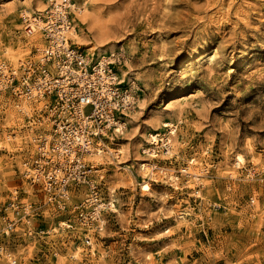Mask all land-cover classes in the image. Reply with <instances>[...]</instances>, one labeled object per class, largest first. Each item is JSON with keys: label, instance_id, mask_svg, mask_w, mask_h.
Here are the masks:
<instances>
[{"label": "rangeland", "instance_id": "rangeland-1", "mask_svg": "<svg viewBox=\"0 0 264 264\" xmlns=\"http://www.w3.org/2000/svg\"><path fill=\"white\" fill-rule=\"evenodd\" d=\"M71 1L86 12L68 7L71 43L114 54L117 80L141 100L123 133L94 145L102 159L87 157L117 211L106 204L101 229L84 226L87 185L59 206L26 179L48 126L32 101L0 91V264H264V0ZM24 4L37 0H0V62L17 65L46 41L26 33ZM155 116L177 126L171 152L148 138L168 137Z\"/></svg>", "mask_w": 264, "mask_h": 264}, {"label": "built area", "instance_id": "built-area-1", "mask_svg": "<svg viewBox=\"0 0 264 264\" xmlns=\"http://www.w3.org/2000/svg\"><path fill=\"white\" fill-rule=\"evenodd\" d=\"M68 7L66 3L59 8L54 6L43 17L24 16L26 33L39 27L46 41L17 65L0 62V91L8 90L32 101L37 121L48 126L47 133L33 137L35 154L24 169L26 179L59 206L65 205L72 187L87 185L86 197L76 206L78 220L84 226L101 229L100 210L106 203L102 202L99 183L92 176L98 167L87 157L97 151L94 145L101 144L106 132L126 127L134 97L117 80L112 62L93 61L71 43ZM154 136L157 138L152 136V143L160 141L164 153H168L167 138H159V133ZM12 205L11 202L9 207ZM6 209L7 206H0V213ZM12 226L11 221L6 222L5 231ZM85 243L91 244L89 236Z\"/></svg>", "mask_w": 264, "mask_h": 264}, {"label": "bare ground", "instance_id": "bare-ground-1", "mask_svg": "<svg viewBox=\"0 0 264 264\" xmlns=\"http://www.w3.org/2000/svg\"><path fill=\"white\" fill-rule=\"evenodd\" d=\"M66 1V2H65ZM69 6V7H71V9L73 10V11H76L77 13H79V14H77V15H82L83 13H86L85 12V10H84V8L82 7V6H80V5H76L73 1H71V0H37V4H36V7H31L30 5H27V4H24L22 7H24V8H22V13H23V16H26V15H28V14H30V11H37V12H40V13H46L47 12V10H48V8H51L52 10H53V8H54V6L55 7H57V8H59L60 7V4H65V3ZM87 16V15H86ZM85 20V19H84ZM84 20H82V21H84ZM39 26H41V24L39 23ZM35 28V27H34ZM40 30L41 29H39V27H36L35 28V30H34V34L33 35H30V39H37L39 42L40 41H42V38H41V34H40ZM69 36L70 37H72V38H78V34H77V29L75 28V26H71V28H69ZM4 51H6V49L4 50ZM8 51V50H7ZM86 53L90 56V57H95L96 59V61L98 62H106V61H110V58L114 55V54H110V55H108V56H106L107 54H105L104 55V53L103 52H101V51H98L97 53H95V52H91V51H86ZM11 59V58H10ZM93 60V59H92ZM127 81V84H128V87H129V90H130V93H134L135 95L133 96L132 95V97H134V99L136 98V102L138 103V106L140 107V105H141V100H140V98L137 96V93H136V90H137V86L135 85V83L132 81V80H130V79H128V80H126ZM18 102V101H17ZM17 106V105H16ZM143 106V105H142ZM23 107V108H22ZM27 106H26V104L24 103L23 105L21 104V107H19V108H22V109H24V108H26ZM134 108H135V106H134ZM134 108L132 109V111L134 110ZM141 108V107H140ZM29 109V108H28ZM135 112V111H134ZM131 113L129 116H131V117H133L134 116V114L135 113ZM161 118V117H160ZM159 116H155V124H154V126L153 127H158V125L159 126H169V131L167 132V134H168V137H167V144H168V146H170V147H173L174 146V144H173V140H175L176 139V136H177V126L174 124V123H172V122H169V121H160L159 119ZM153 121V122H154ZM180 121V120H179ZM159 122V123H158ZM158 123V124H157ZM153 125V124H152ZM107 133V132H106ZM115 133H123V129H121V128H118V129H116V132ZM110 137H112V135H110V134H108ZM152 136L156 139L157 137L156 136H154V134H149V139H150V137L152 138ZM148 139V140H149ZM118 149V148H117ZM121 149H123V148H121ZM120 149V147H119V150L117 151V152H122V150ZM146 150V149H145ZM108 152H112V150L111 149H109V151ZM169 152H171V150L169 151ZM101 147L100 148H98L97 149V151L95 152V153H92L91 155H92V158H94V159H96V160H100V159H102V157H101ZM116 154V153H115ZM151 155V154H150ZM116 156H118V155H116ZM91 157V156H90ZM109 157V156H108ZM107 157V158H108ZM193 159V158H192ZM236 159H237V164H239V163H241V162H243L244 161V158L239 154L238 156L236 155ZM109 160V159H108ZM192 161V160H191ZM95 162V161H94ZM93 162V163H94ZM236 162V161H235ZM145 164H147V163H143V164H141L142 166H143V168H145ZM187 171V170H186ZM188 173V172H187ZM189 173H191V172H189ZM191 174H193V173H191ZM195 174H197L196 172H195ZM229 174H230V172H229ZM197 176V175H196ZM195 176V177H196ZM141 189L142 190H149L150 189V187H149V184H148V182L147 181H143V183L141 184ZM107 204V206L108 207H110V210L111 211H113V212H115V211H117V208L115 207V204H114V202H113V200H109V202L108 203H106ZM103 205H105V204H103ZM74 256V255H73Z\"/></svg>", "mask_w": 264, "mask_h": 264}]
</instances>
